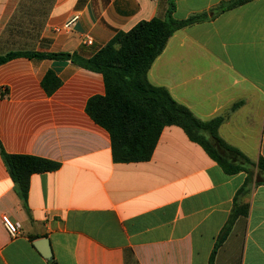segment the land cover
I'll return each mask as SVG.
<instances>
[{"label": "crops", "instance_id": "crops-1", "mask_svg": "<svg viewBox=\"0 0 264 264\" xmlns=\"http://www.w3.org/2000/svg\"><path fill=\"white\" fill-rule=\"evenodd\" d=\"M229 1L174 0L175 19L210 18L176 31L147 76L198 119L222 117L220 138L257 163L264 159V0L211 16ZM168 7L169 0H0V56L89 59L117 33L165 18ZM105 93L101 73L71 60L22 56L0 65L3 149L60 165L32 175L24 202L0 153V264H52L34 245L43 238L57 264H264L258 172L236 207L247 174L228 175L178 126L163 129L149 161L115 162L110 133L86 112ZM4 215L18 225L16 236Z\"/></svg>", "mask_w": 264, "mask_h": 264}, {"label": "trees", "instance_id": "trees-1", "mask_svg": "<svg viewBox=\"0 0 264 264\" xmlns=\"http://www.w3.org/2000/svg\"><path fill=\"white\" fill-rule=\"evenodd\" d=\"M253 0H231L214 8L211 16H216L232 8ZM176 6L169 0L165 18L156 17L142 21L129 32H119L98 53L89 59H82L76 54H41L11 52L0 56V65L16 57L59 58L71 60L79 66L104 77L106 93L92 97L86 106L88 115L111 136L112 154L115 162H145L154 153L163 129L166 126H178L188 138L203 147L228 174L239 172L247 174L243 186L235 197L249 193V185L254 182L255 170L258 172L256 184H264V159L252 162L240 150L227 144L220 138L218 131L222 117L210 121L198 119L187 107L176 102L168 90L156 87L148 81V71L156 58L164 51L169 38L178 30L203 22L210 18L201 13L185 20H177L173 14ZM50 73L44 86L53 80ZM59 82H55L56 89ZM0 153L15 184L20 198L26 202L32 175L56 171L59 163L27 155H12L5 152L0 143ZM246 208L248 209L247 205ZM234 209L226 228L217 241L216 247L225 239L237 216ZM57 264L55 259H50Z\"/></svg>", "mask_w": 264, "mask_h": 264}, {"label": "water", "instance_id": "water-1", "mask_svg": "<svg viewBox=\"0 0 264 264\" xmlns=\"http://www.w3.org/2000/svg\"><path fill=\"white\" fill-rule=\"evenodd\" d=\"M34 245L41 252V254L44 256V258H46V259L52 258V250L50 247L49 240L47 238H43V239H40L38 241H35Z\"/></svg>", "mask_w": 264, "mask_h": 264}, {"label": "built area", "instance_id": "built-area-1", "mask_svg": "<svg viewBox=\"0 0 264 264\" xmlns=\"http://www.w3.org/2000/svg\"><path fill=\"white\" fill-rule=\"evenodd\" d=\"M87 43L92 44V40L90 38H87ZM3 224L6 228V230L9 232L11 236H16L18 234V225L13 222L9 216L4 215L2 217Z\"/></svg>", "mask_w": 264, "mask_h": 264}]
</instances>
